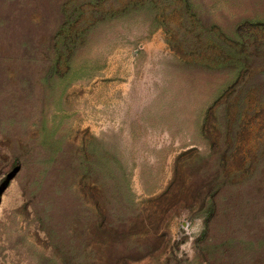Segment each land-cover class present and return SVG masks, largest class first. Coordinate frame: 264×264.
Segmentation results:
<instances>
[{
    "label": "rangeland",
    "instance_id": "374dc122",
    "mask_svg": "<svg viewBox=\"0 0 264 264\" xmlns=\"http://www.w3.org/2000/svg\"><path fill=\"white\" fill-rule=\"evenodd\" d=\"M258 23L264 0H0V264H197L185 206L148 205L115 235L91 209L124 197L88 188L82 166L103 151L137 203L161 194L179 155L208 149L205 111L231 79L212 37L239 25L264 44ZM259 120L239 161L264 142Z\"/></svg>",
    "mask_w": 264,
    "mask_h": 264
},
{
    "label": "trees",
    "instance_id": "16d2710c",
    "mask_svg": "<svg viewBox=\"0 0 264 264\" xmlns=\"http://www.w3.org/2000/svg\"><path fill=\"white\" fill-rule=\"evenodd\" d=\"M260 27L264 30V26ZM239 28L238 25L232 35L224 34L225 39L212 37L214 45L220 48V59L231 66V79L219 88L205 111L203 136L208 149L205 152L189 149L179 155L173 178L161 194L137 203L127 175L122 171L118 177L103 151L82 166L88 188L113 189L124 197L118 199L117 208L105 215L91 209L97 213V216L93 213L95 221L102 224L104 218L110 219L108 225L115 231L113 234L121 235L119 230L128 224H144L142 214L148 205L160 208L169 205L172 209L179 203L186 207L188 216L202 221V231L195 241L197 264H264V142L253 154L248 151L243 161L238 160L250 120L260 117L259 123L264 128V44L262 40L257 42V34L249 31L245 35ZM243 46L248 53L242 52ZM55 70L53 62L50 71ZM210 128L219 132L217 148L208 135ZM183 169L189 172L186 181L189 188L195 189L192 194L182 191L188 188L181 175ZM98 260H87L85 264L115 262L109 257Z\"/></svg>",
    "mask_w": 264,
    "mask_h": 264
}]
</instances>
